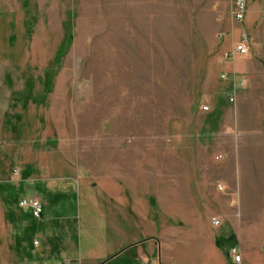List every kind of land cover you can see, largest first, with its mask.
<instances>
[{"label": "rangeland", "instance_id": "rangeland-1", "mask_svg": "<svg viewBox=\"0 0 264 264\" xmlns=\"http://www.w3.org/2000/svg\"><path fill=\"white\" fill-rule=\"evenodd\" d=\"M247 7L237 22L235 0H0V264L36 241L50 260L112 258L171 227L168 264H199L233 225L264 239V0ZM244 34L249 55L228 58ZM34 196L42 222L20 207Z\"/></svg>", "mask_w": 264, "mask_h": 264}, {"label": "crops", "instance_id": "crops-1", "mask_svg": "<svg viewBox=\"0 0 264 264\" xmlns=\"http://www.w3.org/2000/svg\"><path fill=\"white\" fill-rule=\"evenodd\" d=\"M221 203H223V208H218L219 211L217 213H214L212 216L222 217V219L224 221L225 216L227 215V213H226L227 208H226L224 202H221ZM192 220H194V218H192ZM200 225H201V223L199 224V220L195 219V221H192V223L190 224L191 230L188 232H190L191 234L197 233V231H198L197 229L200 227ZM209 225L212 228H214L212 221H210ZM238 226H239V228H237V226H235V225L231 226V229L233 232L231 235H235L237 238V241H238V247L236 250H237L238 254L241 255V263L240 264H264V239L260 242H255L256 236H254V235H251V237L245 238L244 233L242 231V229H243L242 226H240V225H238ZM263 227H264V224H263ZM188 232H186V233H188ZM201 233H202V231H201ZM184 234H185V232L183 230L171 227L169 230L165 231L163 237H160L159 239L155 238V239L148 240V242H150V243H149V246H147V248L144 250L145 252L141 250L142 248H140L141 243H139V244L138 243H132V244L129 243L130 245H128L125 248H128L129 246H132V245H133V247L129 248L128 250H126L122 254H120V253L116 254L115 252H117V250L124 245H121L118 249H115V251H114V250L110 249L109 245L107 244V249L110 250V252H114L116 255L112 258L109 255H104L98 259L92 258L88 251H86L85 254H79L77 252L76 247H74L73 245H69L66 249V252L63 254V256L65 258L60 257V261H56L55 259L50 260V257L48 255L47 256L45 255V253H46L45 251H41L40 249H38L41 246V244L39 242V245L37 247L33 246V248L31 249V252L34 253V255H35V257L32 258L33 260L29 259V260H27L26 263L24 262V264H63L62 263L63 261H64V263L66 262L65 264H107L109 261H111L115 257H118L120 255L121 256L126 255V253L130 249L136 250V254H134L133 256L136 257L137 260L140 261V264H162V263L168 264V260H167L168 256L167 255L172 256L174 254L175 250L178 247L177 245L179 244V242H180V240ZM219 237H221V235H219ZM228 237H229V235L226 237H223V238H228ZM174 242H176L175 243L176 247L173 249V243ZM206 242H207V244H209L211 246V252L210 253L200 254L196 258L195 257H189V258H186V261L190 260V259H198L199 264H234L233 260H230L229 256L225 255L224 252L215 248V246H214L215 236H211L210 239L206 240ZM147 250H148V253H146ZM162 251H163V255H162ZM120 252H122V251H120ZM114 253H111V254H114ZM156 254H157V256L155 257ZM179 254H182V252H179L176 255H179ZM199 256H202V259L199 258ZM128 257H130V256H128ZM175 258H174L173 264H185V263H182L180 261V258L178 261ZM130 259H132V257H130ZM163 259H164V261H163Z\"/></svg>", "mask_w": 264, "mask_h": 264}, {"label": "built area", "instance_id": "built-area-1", "mask_svg": "<svg viewBox=\"0 0 264 264\" xmlns=\"http://www.w3.org/2000/svg\"><path fill=\"white\" fill-rule=\"evenodd\" d=\"M248 7H247V0H235V8L232 12V17L237 22H243L245 21V17L247 15ZM226 37V35H221L220 39H223ZM250 50V39L246 34L242 35L238 40L233 41L231 48L227 54V57L236 60L239 57H246L249 55ZM224 80H230L233 83H237L239 85L244 83V80H238V77L236 75L232 76H223ZM232 101H234V97L232 98ZM203 111L207 112L209 111L207 107L202 108ZM220 190H223L221 186H219ZM20 207L24 210H28L30 215L35 221L42 222L44 215H45V207L43 202L40 198L34 196L30 198H24L20 201ZM212 224L214 227H219V222L216 219L212 220ZM39 245V242H34V246L37 247ZM230 255L232 256L233 263L234 264H240L241 263V255L238 254L237 250L231 251Z\"/></svg>", "mask_w": 264, "mask_h": 264}, {"label": "trees", "instance_id": "trees-1", "mask_svg": "<svg viewBox=\"0 0 264 264\" xmlns=\"http://www.w3.org/2000/svg\"><path fill=\"white\" fill-rule=\"evenodd\" d=\"M216 244L227 256L232 250L238 247V241L235 235H231L228 238L219 237L216 239Z\"/></svg>", "mask_w": 264, "mask_h": 264}, {"label": "water", "instance_id": "water-1", "mask_svg": "<svg viewBox=\"0 0 264 264\" xmlns=\"http://www.w3.org/2000/svg\"><path fill=\"white\" fill-rule=\"evenodd\" d=\"M131 247H133V245L132 246H129L128 248H126V249H124L122 252H120V254H122L123 252H125L126 250H128L129 248H131ZM119 254V255H120Z\"/></svg>", "mask_w": 264, "mask_h": 264}, {"label": "bare ground", "instance_id": "bare-ground-1", "mask_svg": "<svg viewBox=\"0 0 264 264\" xmlns=\"http://www.w3.org/2000/svg\"><path fill=\"white\" fill-rule=\"evenodd\" d=\"M235 250V249H234ZM233 251V250H232ZM231 253V252H230Z\"/></svg>", "mask_w": 264, "mask_h": 264}]
</instances>
